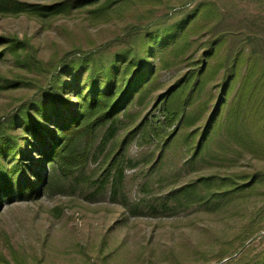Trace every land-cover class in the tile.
<instances>
[{
  "label": "rangeland",
  "instance_id": "obj_1",
  "mask_svg": "<svg viewBox=\"0 0 264 264\" xmlns=\"http://www.w3.org/2000/svg\"><path fill=\"white\" fill-rule=\"evenodd\" d=\"M124 2L97 15L92 9L98 1L55 17L0 15V35L27 39L34 48L30 52L37 58L31 64L9 52L0 55V76L23 81L17 88L0 90V115L36 97L33 95L48 80V70L66 52H88L107 44L110 52L118 45L114 39L125 38L129 29H157L179 22L186 15L195 24V33L183 39L188 44L166 54L150 95L128 108L133 117L126 119V127L117 135L120 143L127 132L144 123L122 149L127 205L112 201L109 194L89 198V191L93 190L85 186L86 190L75 179H68L73 182L72 187L61 180L53 189H47L45 176L37 199L17 197L5 199L0 205L2 264L6 259L28 264H216L242 257L246 262L264 249V184L252 193L221 195L209 206L193 204L168 213L147 208L151 195H164L200 175L226 172L217 170V164H186L191 153L184 142L186 134L203 126L215 108L221 71L206 81L200 97L201 101L207 100L206 115L194 125L183 126L179 120L164 122L165 113L159 108L158 97L186 72L199 67L206 41L212 37V27L248 29L264 38V0ZM204 3L208 4L201 8ZM144 126L154 135H146ZM174 130L177 137L162 148L166 136ZM198 139L199 135L194 136L192 144ZM112 143L111 140L101 148L98 144L92 146L91 158L80 174L83 180L95 169L99 173L106 167ZM39 165L37 162L35 167Z\"/></svg>",
  "mask_w": 264,
  "mask_h": 264
},
{
  "label": "trees",
  "instance_id": "obj_2",
  "mask_svg": "<svg viewBox=\"0 0 264 264\" xmlns=\"http://www.w3.org/2000/svg\"><path fill=\"white\" fill-rule=\"evenodd\" d=\"M97 1L92 9L94 15L126 3V0L50 3L0 0V15L55 17ZM190 21V15H186L179 22L157 29H129L125 38L114 39L118 45L110 52L109 44L88 52L82 49L66 52L48 70V80L33 95L36 97L0 115V205L5 199L17 197L37 199L47 176V189H53L61 180L72 187L73 182L68 179H75L85 189L93 190L89 191V198L109 194L112 201L126 206L122 149L144 123L127 132L120 143L117 135L126 119L133 117L128 108L137 101L143 102L157 85V73L166 62V54L188 44L183 39L195 33V24ZM211 30L212 37L206 41L199 67L186 72L158 97L159 108L164 110V122L179 120L183 126L194 125L206 115L207 100H200L205 83L212 74L221 71L217 82L220 96L215 108L203 126L186 134L184 142L191 153L186 164H217L220 167L217 170L226 172L200 175L164 195H151L147 208L153 212H175L193 204L209 206L221 195L252 193L264 184V38L248 29L235 30L231 26ZM0 46V55L9 52L28 63H36L37 58L30 52L34 48L27 39L0 35ZM21 80L0 76V90L17 88L23 84ZM143 131L148 136L154 135L149 127L144 126ZM197 135L198 141L192 144ZM176 137L175 130L169 133L162 148ZM111 140L113 146L106 167L99 173L95 169L83 180L80 174L91 158L92 146L98 144L101 148ZM243 259L216 264H264V249L246 262ZM3 264L28 262L6 259Z\"/></svg>",
  "mask_w": 264,
  "mask_h": 264
}]
</instances>
